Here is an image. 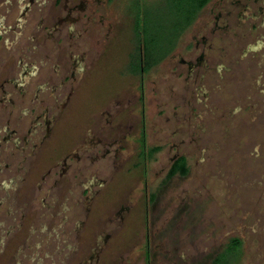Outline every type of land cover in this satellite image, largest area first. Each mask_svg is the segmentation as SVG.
Wrapping results in <instances>:
<instances>
[{
	"label": "rangeland",
	"instance_id": "374dc122",
	"mask_svg": "<svg viewBox=\"0 0 264 264\" xmlns=\"http://www.w3.org/2000/svg\"><path fill=\"white\" fill-rule=\"evenodd\" d=\"M133 4L52 8L73 9L76 33L59 45L54 106L39 112L52 123L28 134L25 167L9 197L0 189V264H209L233 237L237 264H264V14L251 18L263 3L212 0L141 75ZM143 139L161 147L152 159ZM181 155L189 174L166 179Z\"/></svg>",
	"mask_w": 264,
	"mask_h": 264
},
{
	"label": "flooded vegetation",
	"instance_id": "af4514ba",
	"mask_svg": "<svg viewBox=\"0 0 264 264\" xmlns=\"http://www.w3.org/2000/svg\"><path fill=\"white\" fill-rule=\"evenodd\" d=\"M61 1L0 0V189L6 190L4 193L8 197L11 191L7 190V178L12 180L13 171L25 167L24 161L28 155L24 149L29 143L28 134L37 133L43 119L45 126L52 123L46 107L54 106L50 103V97H57L64 82L62 68L68 59L61 56L59 45L62 40L72 43L68 40L75 37L78 19L72 15L71 8L65 10L69 11L65 16L61 14V9L57 16L52 14V8ZM64 1L67 3L71 0ZM260 1L263 5L258 6L257 13L251 15L253 20L264 14V0ZM263 22L262 18L261 24ZM41 92H46L48 99L41 100ZM29 95L32 97L28 101ZM38 103L40 105L36 106ZM44 103L47 105L39 113ZM31 113L36 114L25 132V120ZM18 157L22 158L16 163ZM4 201H0V205ZM17 210L20 211V208ZM7 212L11 214L13 207L8 208ZM4 226L5 223L0 220V231H4ZM2 236L0 241H3Z\"/></svg>",
	"mask_w": 264,
	"mask_h": 264
},
{
	"label": "trees",
	"instance_id": "16d2710c",
	"mask_svg": "<svg viewBox=\"0 0 264 264\" xmlns=\"http://www.w3.org/2000/svg\"><path fill=\"white\" fill-rule=\"evenodd\" d=\"M212 0H161L157 6H142L145 0H133L135 20L133 25L136 47L132 74H143L159 64L176 47L183 32L198 18L200 12ZM142 22V24H141ZM143 159H152L160 146L147 148L142 140ZM190 171L185 155L178 156L171 164L166 179L187 176ZM242 241L233 237L209 264H237L241 255Z\"/></svg>",
	"mask_w": 264,
	"mask_h": 264
}]
</instances>
